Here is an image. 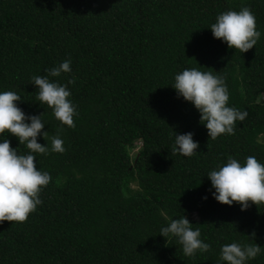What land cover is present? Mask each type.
Segmentation results:
<instances>
[{"label": "trees", "instance_id": "trees-1", "mask_svg": "<svg viewBox=\"0 0 264 264\" xmlns=\"http://www.w3.org/2000/svg\"><path fill=\"white\" fill-rule=\"evenodd\" d=\"M244 7L262 34L247 53L210 30L219 14ZM65 59L72 72L50 79L68 84L74 127L37 100L32 83ZM186 68L224 77L229 106L249 114L234 134L211 139L178 98L172 86ZM3 91L18 93L27 115L44 114L49 136L39 143L59 135L65 151L34 153L52 179L25 222L0 224V264H220L225 244L264 247V203L220 204L207 177L229 158L264 163V0H0ZM188 132L200 144L191 157L173 151L176 133ZM183 215L208 252L185 256L160 235ZM248 264H264V250Z\"/></svg>", "mask_w": 264, "mask_h": 264}, {"label": "clouds", "instance_id": "clouds-1", "mask_svg": "<svg viewBox=\"0 0 264 264\" xmlns=\"http://www.w3.org/2000/svg\"><path fill=\"white\" fill-rule=\"evenodd\" d=\"M214 38L227 44L230 49L247 53L257 45L261 32L250 8L240 11L229 10L219 14L210 28ZM71 60L65 59L47 70V75H34L32 83L37 87V100L53 110V115L63 125L74 127V117L78 115L77 106L70 99L72 93L68 84L58 80L62 73H71ZM201 71L198 68H186L175 75L172 86L178 98L191 103L200 113V123L207 129L211 139L222 134H234L237 121H244L249 115L247 110L229 106L230 94L226 81L219 72ZM69 84L74 80H69ZM21 96L15 91L0 92V224L25 222L29 215L43 204L40 193L51 182L50 173L38 169L35 154H47L49 151L63 153L64 141L59 135L51 137V146L38 142L39 137L47 141L49 132L44 131L46 121L42 115H27L19 107ZM18 138L20 144H26L30 151L20 154L11 146L5 134ZM199 142L191 132L177 134L173 151L191 157L197 154ZM211 181L212 197L223 205L239 204L241 211H247L251 204L264 203V163L255 156L246 157L242 164L235 158L216 170L208 173ZM207 200L208 197L203 198ZM186 215L171 219L167 226L160 229V235L166 240L176 238L182 245L185 256L192 257L198 251L208 252L211 245L201 239V231L194 228ZM264 247L259 244L233 242L221 247L219 261L227 264H248L255 259Z\"/></svg>", "mask_w": 264, "mask_h": 264}]
</instances>
